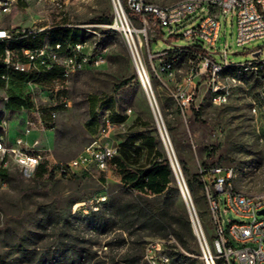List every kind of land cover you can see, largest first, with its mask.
Listing matches in <instances>:
<instances>
[{"label":"rangeland","instance_id":"1","mask_svg":"<svg viewBox=\"0 0 264 264\" xmlns=\"http://www.w3.org/2000/svg\"><path fill=\"white\" fill-rule=\"evenodd\" d=\"M159 5H166L177 0H148ZM63 9L58 12L51 0L38 2L37 0H23L10 14L0 16V26L11 27L20 25L25 28H38L42 26L60 27L70 24L69 34L77 35L76 39L94 41L87 29H96L103 46L107 47L106 62L96 67H89L74 72L67 80L61 81L65 87V94L69 100L67 107H57L56 116L51 118L49 112L42 110L41 120L43 129L33 131L28 138L33 153H41L43 163L33 176H22L19 168L10 160L6 170V186L0 188V264H43L46 258L54 254L67 255V249H72L81 256V264H124L121 258L126 248L134 242V251L142 246L143 257L140 264H170L169 255L173 249L170 245L177 241L172 235L167 237H143L134 235L127 239L125 246H120L121 232L98 234L93 229L80 225L83 219L90 218L76 213L72 207L75 203L89 198L96 190L102 188L101 183L107 186L109 199L118 195L123 189L120 185L121 173L113 160L107 171H100L94 166L90 171L82 174L79 170L70 178H59L49 175L52 168L60 162L75 158L93 140L103 144L117 145L121 149L123 140L130 133L151 130L157 137L158 148L168 158L165 144L159 133L157 123L145 96L143 88L137 78L135 67L125 43L122 32L112 27L116 13L112 0H62ZM124 7V6H123ZM125 15L137 29H144L142 34L143 61L151 76L152 87L156 102L166 129L172 150L178 161L182 177L186 183V176L192 177L194 192L187 186L200 229L204 238V248L207 256H211L217 264L218 246L216 244L217 231L213 221L210 203L202 189L200 167L229 166L237 173L233 180L236 190L249 195H264V122L260 116L250 111V99L257 97V89L253 85L236 86L225 105H213L209 101L204 78L198 81L196 94L190 105V111L183 116L171 92L174 83L181 81L183 72H177L175 82L164 86L161 82L164 75H156L153 65L157 63L151 58L149 50L157 52L169 43L165 40L164 32L159 34V26L153 19L147 24L140 20V16L125 9ZM97 16L109 17V23L92 22ZM89 24H101L91 27ZM119 24V20H117ZM63 34H66L64 31ZM235 24L233 18L226 17L220 32L221 43L236 50L234 43ZM19 43L12 41V50L20 48ZM247 47H260L264 57V38L257 39ZM3 55V54H2ZM247 52H237L232 61H241L246 58ZM2 56H0V62ZM186 56L180 54L176 66L185 70ZM242 79L247 81L245 76ZM125 82V83H122ZM120 86V87H119ZM22 95L27 106L18 112L4 108L3 95L9 90ZM45 90L39 91L26 84L14 81L8 88L0 87V123L2 118L8 122L7 137L12 138L23 127L24 115L31 116L36 103H41V97L48 95ZM46 91H50L47 89ZM91 97L98 100L113 98L120 113L126 112L128 120L123 125H116L106 136L102 131L104 116L108 112L97 106L98 122L91 129L89 120V101ZM5 109V112L2 110ZM37 118L38 115L35 114ZM139 117L141 122L132 124ZM146 123L148 126L142 128ZM4 133L0 126V134ZM169 161V159H168ZM177 183V180L172 175ZM137 195V192H133ZM223 195L219 201V217L224 229L228 220L241 221L242 218L227 209L222 203ZM181 203L185 210L186 204L181 194ZM50 206V208L47 207ZM50 212V213H49ZM188 212V210H187ZM189 214V213H188ZM259 217V216H258ZM69 222H67L66 221ZM76 221L74 229L68 226ZM247 221V219L245 220ZM127 237V233H123ZM197 237V236H196ZM161 242L160 248L155 246ZM233 247H240L230 240ZM151 243V252L146 254V246ZM191 257L195 252L205 262L201 244H191ZM138 252V251H137ZM141 252V250H140ZM139 253V252H138ZM137 254V253H136ZM147 255V257H146ZM113 258V261L111 260ZM129 258V257H127ZM64 264H68L64 262ZM206 264V262H205ZM221 264H224L222 262ZM231 264H235L231 259Z\"/></svg>","mask_w":264,"mask_h":264},{"label":"built area","instance_id":"2","mask_svg":"<svg viewBox=\"0 0 264 264\" xmlns=\"http://www.w3.org/2000/svg\"><path fill=\"white\" fill-rule=\"evenodd\" d=\"M23 0H0V16L10 14L18 3ZM44 2L46 0H37ZM58 12L62 11V0H51ZM114 8L117 5L123 14V20L119 19V26L115 22L112 27L118 28L124 37L125 43L131 55L137 78L143 88L150 107L157 111L164 133L157 123L159 133L165 144L169 163L175 176L178 168L180 178L182 173L175 154L172 150L166 129L156 102L152 87L151 76L143 61L142 34L126 18L125 9L138 14L144 26L153 16L155 23L164 32L165 44L161 50L152 52L151 58L157 63L153 65L156 75H164L161 82L167 86L175 82L177 72H183L181 81L174 83L171 92L174 100L180 108L183 116L190 111V105L195 97L198 81L204 78L209 101L213 105H225L228 103L233 89L236 86L253 85L257 89V97L250 99V111L253 115L260 116L264 122V57L260 47H247L257 39L264 38V0H177L166 5H159L148 0H112ZM124 6V7H123ZM126 9V10H127ZM233 18L235 24L234 43L236 50L221 43V27L227 16ZM97 27L101 24H89ZM64 26H72L65 24ZM50 26L38 28L25 27H0V41L4 43L2 55L1 79L3 88L11 84V74L39 73L41 70H51L54 66L60 67V76L50 86L42 85L35 80L28 79L25 84L39 91L45 90L48 95L41 97L42 102L36 103L31 116L23 118V129L10 142L7 137L8 122L2 118L0 126L4 133L0 134V188L7 184L3 170L9 167L10 160L19 168L22 176L29 178L39 169L43 163L41 153H33L32 145L28 143L33 131L43 129L41 120L42 110L45 108L51 118L56 116V107H67L69 100L65 94V87L61 81L67 80L74 72L89 67H96L106 62L107 47L102 45L101 38L96 29H87L94 37V41L79 39L73 42L62 43L57 40L51 42L48 37ZM144 30V29H143ZM40 39L34 46L21 45L20 48L11 49L10 43L17 39ZM247 52L246 58L241 61H232L237 52ZM180 54L186 56L185 70L176 66ZM245 76L248 80L241 78ZM49 89L50 91H46ZM8 94L3 95L6 102ZM154 102V106L152 104ZM154 108V109H153ZM35 114L38 117H35ZM102 131L107 136L114 128L113 124L104 116ZM166 139L169 148L166 144ZM119 154V146L103 144L99 140H93L75 158L66 162H60L52 168L53 174L59 178H70L77 171L89 172L94 166L100 171H107L111 162ZM202 189L210 203L212 217L217 231L216 244L218 256L224 260V264H264V214H258L264 209V195L254 196L236 190L233 180L237 173L229 166L200 167ZM178 175V174H177ZM182 181L186 183L182 177ZM102 188L96 190L89 198L77 202L72 207L73 213L88 215L97 212L101 205L108 200L107 186L101 183ZM187 189V188H186ZM188 192V190H187ZM223 195L222 203L242 218L241 221L228 220L224 229L219 217V201ZM192 214L197 219L192 201L188 194ZM190 216V215H189ZM259 216V217H258ZM247 219V221H245ZM196 222V223H197ZM200 226V225H199ZM241 244L233 247L231 242ZM161 242L155 246L160 248ZM153 245L146 246V254L151 252ZM146 255V257H147ZM210 260L214 264L211 256Z\"/></svg>","mask_w":264,"mask_h":264},{"label":"trees","instance_id":"3","mask_svg":"<svg viewBox=\"0 0 264 264\" xmlns=\"http://www.w3.org/2000/svg\"><path fill=\"white\" fill-rule=\"evenodd\" d=\"M127 11L132 17V12L128 9ZM148 17L149 20L153 19L152 15ZM91 21L109 23V17L97 16L92 18ZM71 28L74 27H51L47 35L51 42L57 40L62 43L73 42L77 40V35L69 34ZM64 31L66 34H63ZM161 32L162 30L159 28V34ZM39 40L27 38L14 41L19 43L17 46H34ZM3 52L4 43L0 41V56ZM2 72L3 68L0 62V87L4 84L1 79ZM60 72V67L54 66L51 70H41L39 73L29 75L13 73L11 74V84L14 81L24 84L28 79H32L42 85L50 86L60 76ZM98 105L108 111L107 119L110 123H120L126 120L125 115L116 113V104L111 97L103 100L91 97L89 101L90 118L87 122L91 129L96 127L98 122ZM25 106H27V101L21 94L13 89L8 91V99L5 102L7 109L17 111ZM144 126H148V124L145 123ZM121 147L122 149L119 147V154L114 158V161L121 173L120 185L123 190L110 199L108 197V200L101 205L97 212L82 215L90 218L83 219L79 224L93 229L98 234L121 232L118 234L120 236V246H125L126 240L132 239L134 235H138L140 238L172 235L177 243L170 245V248L173 249V252L169 255L170 264H205L198 252H195L194 257L189 255L194 253L191 250V244H197V237L193 231L190 216L181 203V192L178 184L172 178L173 172L168 158L158 148V141L152 131L145 128L142 131L130 133L123 140ZM143 153L146 158L145 164L140 163V156ZM203 163L204 167H208L205 162ZM5 173L6 170H3L2 175L4 176ZM52 174L53 171L49 172L50 176ZM82 174L86 173L82 172ZM186 183L189 190L194 192L192 177L186 176ZM132 191L137 192V195H133ZM47 207L50 208V206ZM51 212H54V210H51ZM75 214L68 212L69 217L76 218ZM75 223L74 220L68 228L73 230ZM124 232L127 233V237L123 236ZM134 249V242H132L121 256L124 264H140L143 257L142 246L137 248L139 253L135 252ZM67 251L71 252H66L67 255L63 252H59L58 255L54 254L43 260L45 261L43 264H64V262L81 264V256L73 252L72 249L68 248ZM111 260L113 261V258ZM222 262L224 260L219 257L217 264Z\"/></svg>","mask_w":264,"mask_h":264},{"label":"water","instance_id":"4","mask_svg":"<svg viewBox=\"0 0 264 264\" xmlns=\"http://www.w3.org/2000/svg\"><path fill=\"white\" fill-rule=\"evenodd\" d=\"M175 178L177 180V184H178V187L180 189V192L184 198V201H185V204H186V208L188 210V213L190 215V220H191V224H192V228H193V231L195 233V235L197 236L200 244H201V248H202V251H203V257L205 259V262L206 264H213L212 261L210 260V257L207 256L206 252H205V248H204V238H203V234H202V231L200 229V226L197 222V219L194 217V215L192 214V210H191V205L188 201V192H187V187H185L183 181H182V176L181 178L179 177V175L175 174ZM258 214H264V209L262 210H259L258 211ZM197 222V223H196Z\"/></svg>","mask_w":264,"mask_h":264},{"label":"crops","instance_id":"5","mask_svg":"<svg viewBox=\"0 0 264 264\" xmlns=\"http://www.w3.org/2000/svg\"><path fill=\"white\" fill-rule=\"evenodd\" d=\"M21 2V1H20ZM19 2V3H20ZM18 3V4H19ZM17 7V6H16ZM16 7H15V9H16ZM18 26H20V25H17L16 27H18ZM0 27H3V26H0ZM21 27V26H20ZM113 99V98H112ZM114 100V99H113ZM115 101V100H114ZM116 104V103H115ZM4 108H6L5 106H4ZM21 110V109H20ZM20 110H17V111H12V112H18V111H20ZM3 112H5V109H3L2 110ZM115 111H116V113H118V114H120V115H125L126 116V120L125 121H123V122H120V123H113V126L115 127L116 125H123L127 120H128V115L126 114V112H124V113H120L119 111H118V109H117V106H116V109H115ZM108 112V111H107ZM26 116H28L27 114H25L24 115V117H26ZM1 118V117H0ZM137 122H141V120H140V118L139 117H136L135 119H134V122H132V124L133 125H135ZM141 124H145V123H141ZM142 128H145V126H142ZM18 134V133H17ZM16 134V135H17ZM153 134V133H152ZM15 135V136H16ZM154 135V134H153ZM128 136H129V134H128ZM155 136V135H154ZM156 137V136H155ZM156 139H157V137H156ZM12 140H13V138H12ZM11 140V141H12ZM127 153L129 154V152L127 151ZM145 162H146V158H145V154L143 153L141 156H140V163L141 164H145ZM81 172H85V173H88V172H86V171H81ZM120 180H121V177H120Z\"/></svg>","mask_w":264,"mask_h":264},{"label":"bare ground","instance_id":"6","mask_svg":"<svg viewBox=\"0 0 264 264\" xmlns=\"http://www.w3.org/2000/svg\"><path fill=\"white\" fill-rule=\"evenodd\" d=\"M115 13H116V17H117V18H116V25L119 26L120 22H119V24H117V20H119V19L123 20V14H122L121 9L118 7V5H117V10L115 9ZM138 30H140L141 32H144L143 29H138ZM152 104H153V106H154V102H152ZM153 109H154V108H153ZM154 111H155V113H153V114H154L155 120H156V122L159 123V126L161 127V130H162V132L164 133V130H163V127H162V123H161L160 117H159L157 111H156V110H154ZM166 144H167V146H168V148H169V144H168L167 139H166ZM169 149H170V148H169ZM175 168H176L177 174H178L179 177H180V174H179L178 168H177V167H175Z\"/></svg>","mask_w":264,"mask_h":264}]
</instances>
